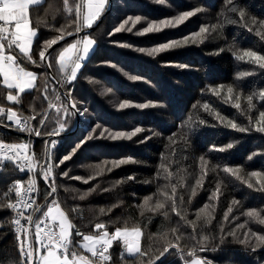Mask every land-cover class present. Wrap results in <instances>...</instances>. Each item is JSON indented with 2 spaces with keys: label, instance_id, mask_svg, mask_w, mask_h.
<instances>
[{
  "label": "trees",
  "instance_id": "obj_1",
  "mask_svg": "<svg viewBox=\"0 0 264 264\" xmlns=\"http://www.w3.org/2000/svg\"><path fill=\"white\" fill-rule=\"evenodd\" d=\"M235 2H238L245 12L244 21H240L238 13L232 14L226 10L225 0H163V2L113 0L109 12L89 33L97 44L83 67L74 90L79 106L87 107L88 112L83 117L80 116V125L76 130H74L76 117L72 119L70 127L71 131H74L71 134H68L70 131H66L62 133L65 134L64 136L55 138L58 144L53 150L52 157V162L58 164L75 143L96 125H100V128L94 135L98 136L99 131H105V138L87 141L86 146H82L71 159L60 164L55 170L61 207L69 212L70 219L84 234H90L96 222H104L110 232L116 227L140 226L144 233L141 240L142 248L147 250L151 247L155 252L161 246L158 239L161 234L166 233L168 240L177 242L171 228L178 227L179 231L184 233L179 244L187 253L195 242L190 239L192 228L184 220L171 211L169 218L146 211L141 216L139 205L144 197L157 193L158 189H162L168 183L163 179L164 170L160 168L163 163L171 168L173 173L171 183L177 186V196L184 197V204L180 205L179 199L177 203L181 214L187 220H195L197 210L202 208L204 203L216 205L214 212L216 219L213 225H202V221H197L198 239L201 235H212L218 241L220 223H224L226 231L234 229L237 223L245 225L244 228H235V237L228 236L227 239L231 242L223 246L222 250L212 251V245H209L208 250L198 252V255L212 260L213 264H264V248L252 252L250 248H245L244 245L236 242L244 238L243 234L248 229L264 234V224L242 215L250 208L264 210V190H261V184L257 183V177L248 175L253 171L264 175V134L257 133L254 127L259 112L264 111V101L258 96L259 91L264 90V69L249 62L247 58L243 61L236 59L237 54H242L246 50L264 55V40L255 34L259 24L251 23L252 17L257 21L264 20V0H235ZM69 3L74 4V0H69ZM198 7L203 10L176 27L141 34L142 29L153 20L173 18L183 11ZM66 15L63 11V0H44L43 7L33 13L34 19H42L48 25L47 28L43 26L41 28L46 35H55V28L66 23ZM137 15L141 16L138 23L133 26L129 22L125 26L131 27V32L121 31L108 35L128 16ZM229 20H236L237 23H228ZM244 23L253 27V31L248 32L243 26ZM214 24H220L222 27L213 30L211 26ZM201 26H207L209 29L203 34L202 43L201 37H196V43L170 49L155 56L136 51L140 47L151 48L173 39L190 36L191 33L198 32ZM220 49L224 50L220 51ZM113 64L115 67L112 66ZM180 65L189 67L181 68ZM24 66L28 70L44 71L30 64ZM53 74L58 78V73L53 72ZM134 76L139 79H131ZM37 83L40 92L21 94L24 115H30L31 108L39 112L41 108L47 106V101L43 99V79H38ZM51 85L54 83L50 79V88ZM219 85L225 86L221 97H216L208 91L209 88ZM229 85L234 89L233 100L226 103L224 97L227 95ZM2 87L0 85V88ZM254 93H256L253 98L254 107L249 111L247 96ZM49 95L51 96V91ZM236 95L240 96V110L233 107ZM125 100L133 104L153 103L154 106L144 110L135 106L120 109L119 104ZM198 101L201 105L205 102L209 103L213 114L210 115L199 106L197 109H192V104ZM9 103L0 98V104L3 106L7 107ZM216 112L225 119H234L238 124L251 128V131L241 133L226 127L215 118ZM197 114L207 123L190 136L187 144L178 139L176 155L172 156L170 149L166 148L170 143L168 137L172 132L180 135L181 122L190 115L195 118ZM249 116L252 117L251 124H249ZM5 123L10 122L5 120ZM32 123L36 124V121ZM53 126L49 125L48 130ZM3 127V124H0L1 139L11 143L31 140L35 159L44 162L46 136L36 137L32 134L28 138L14 128ZM136 127H141L142 131L130 140L113 141L107 138L109 132L130 133ZM41 131L43 132L44 129L42 128ZM145 137L149 139L144 140ZM141 140L144 142L140 143ZM229 143L233 145L231 149L227 148ZM221 148L223 151L219 150ZM201 156L209 160L208 175L204 179L203 189H198L197 196L188 203L191 188L200 175ZM129 157L137 162L121 165L110 173L105 171L103 175L95 177L87 184L83 182V179L94 176L97 164H102L105 160ZM110 166V164L104 165L105 168ZM214 166L217 168L216 172L211 170ZM224 166L238 168L242 179L237 180L224 173L222 171ZM61 170L69 171L70 176H80L82 179L74 180L59 176ZM158 170L161 172L160 178L156 175ZM129 175H134L136 179L122 182L111 192H102L98 189L84 200L79 199V194L93 186L111 187L116 180H123ZM13 177L27 181L26 174L18 170L13 172L9 168L0 172V202H3V192L10 178ZM36 179L38 189L36 203L44 205L43 193L46 191V186L38 169ZM144 181L150 182L144 183ZM244 181L250 182L253 187L249 188ZM217 183L221 186L220 198L218 201H209L208 196ZM65 187L76 188L79 192H65ZM168 191L170 193V186ZM157 198L160 197L154 196V200ZM233 201L239 203L233 204ZM113 203L118 206L111 213L106 216L99 215V208L110 207ZM229 205H232L233 212L229 214V221H223V214ZM45 208L46 206L44 210ZM72 208H77V212H71ZM211 210L210 207L206 211ZM232 216L237 219L233 220ZM261 216L264 217V211H261ZM13 218L14 214H9L6 210L0 211V264H19L15 233L11 223ZM81 239L82 237H74V245ZM249 239L251 243L256 242L251 233ZM74 250L78 251V247L76 246ZM110 251L112 259L109 264H124L125 260L131 259L123 252L119 242H114ZM167 264H182V261L178 256L172 255L168 257Z\"/></svg>",
  "mask_w": 264,
  "mask_h": 264
},
{
  "label": "snow or ice",
  "instance_id": "obj_2",
  "mask_svg": "<svg viewBox=\"0 0 264 264\" xmlns=\"http://www.w3.org/2000/svg\"><path fill=\"white\" fill-rule=\"evenodd\" d=\"M163 2V0H161ZM44 0H0V98L10 102L7 107L0 104V124L5 128H14L19 133L34 134L36 137L46 136L50 139L44 140V155L48 157L43 163L35 159V153L32 151V141L11 143L0 139V172L7 171L9 168L13 172L31 173L27 181L22 178H10V182L3 192V202H0V211H7L9 214H14V219L11 223L15 225V246L18 252L19 264H109L112 257L109 254L110 249L113 248L114 242H119L122 245L123 252L127 257L131 258L124 261V264H167L169 256L176 255L182 261V264H213V261L206 257L198 255V252L208 250L209 245H212V251L222 250L223 246L231 241L227 237H235V228H244V224L237 223L235 228L231 231H226L224 223L219 225V239L217 241L215 236L201 235L197 238V221H202V225H213L216 219L214 212L215 204L204 203L203 207L196 212L195 220H187L179 210L177 200L180 205L184 204L183 195L177 196V186L171 183L172 171L169 165L161 164L160 168L164 170L163 179L168 183L162 189L153 195L145 196L143 202L139 205L141 208V216L144 212L163 215L169 218V211L184 220L186 224L191 226L192 233L190 239L195 243L191 249L185 253L181 248L179 241L184 234L179 231L178 227L171 228L176 243L168 240L167 234H161L159 240L161 246L155 252L149 247L147 250L142 248L141 240L144 233L140 226L135 227H116L114 231L110 232L104 222H96L92 226L90 234H84L79 230L77 225L70 219L69 212L65 211L58 200V188L56 186L57 173L56 169L60 164L71 159L82 146H86L87 141L105 138V131H99L98 136L94 135L100 125L91 128L87 135L79 139L75 143L71 151L64 155L58 164L52 162L53 150L56 149L58 140L52 137H60L62 133L71 131L72 119L76 116L83 117L88 112L87 107L79 106V102L74 96L76 82L78 81L83 67L85 66L90 54L94 52L97 41L91 38L85 30H91L95 22L105 12L106 7L110 6V0H79L74 4H70L69 0H63V11L67 14L66 23L61 24L55 28V35H46L41 30L42 26L47 28L48 25L42 19H34L33 13L39 8L43 7ZM226 10L229 13L239 15L240 21H244L245 12L235 0H225ZM203 9L195 8L189 11H183L178 16L159 21L153 20L142 29L141 34H148L153 32H160L164 28L176 27L186 21L188 18L201 12ZM47 15V10L45 11ZM141 20V16H128L113 32L108 33L111 36L113 33L121 31L131 32L132 28L125 26L131 22L134 26ZM228 23L235 24L236 20H229ZM251 23L253 25L259 24L256 30V35L264 40V20L257 21L252 17ZM248 32L253 31V27L247 23L243 24ZM213 30L222 27L220 24L211 26ZM71 29V30H70ZM207 26H201L198 32L191 33L190 36H184L180 39H173L165 43H161L151 48L140 47L136 51L140 53H147L149 56H155L159 53L170 49H177L189 43H196V37H201L200 42H203V34L208 32ZM76 34V35H74ZM78 36V38H77ZM66 37H73L71 43L66 42L63 47L54 48L60 41H66ZM113 43H117L113 41ZM129 47V45H124ZM231 47V46H230ZM224 49H220L223 51ZM245 58L253 64L259 65L264 69V55L251 50H246L242 54H237L236 59L243 61ZM30 64L36 69H43L44 71L28 70L24 65ZM115 67V65H112ZM181 68L189 67L187 65H180ZM58 73V78L52 73ZM43 79V99L47 101V108H41L39 112L35 108H31L30 115H24L23 112V93H31L33 91L40 92L41 89L37 83L38 79ZM50 79L55 81L50 88ZM136 80L139 77H131ZM91 82V81H90ZM224 85L209 88L208 91L216 97H221ZM51 91V96L49 95ZM233 87L227 86V95L224 97L225 102L233 100ZM253 95L247 96L249 111L254 107ZM258 96L260 100L264 101V90L259 91ZM233 107L237 110L241 109L240 96L236 95ZM19 106V107H17ZM135 106L138 109L144 110L154 106L153 103H131L127 100L119 104L120 109H127ZM201 107L210 115L213 114L209 103L205 102L202 105L198 101L192 104V109ZM31 107V106H29ZM215 118L233 130L241 133L251 131V128L242 124H238L234 119H225L219 112L214 113ZM249 124L252 123V117L249 116ZM5 120L10 123H5ZM32 121H36L33 124ZM207 121L201 118L198 114L195 118L189 116L186 120L181 122V134L172 132L168 137L169 145L166 148L170 149L172 156L177 152V140H183L185 144L188 143L191 135L203 126ZM49 125H54L51 130H48ZM255 131L264 134V111L259 112V117L255 121ZM44 129L42 132L41 129ZM142 131L141 127H136L134 131L127 133L124 131L109 132L107 138L113 141L121 139H131L137 133ZM159 135V133H153ZM149 139L145 137L144 140ZM144 140L139 141L143 143ZM233 145L229 143L228 149ZM223 151V148L219 149ZM200 175L196 179L195 185L191 188V194L188 198V203H191L192 198L198 194V189H203L204 179L208 175L209 160L204 156L200 158ZM133 158H121L118 160H105L102 164H97L94 170V176H89L83 179L84 183H89L90 180L97 176H101L105 171L112 172L113 169L135 163ZM110 164V167L105 168L104 165ZM37 169L41 176L46 191L43 193L44 205L36 203V198L33 193L38 192L37 189ZM213 172L217 171L214 166L211 169ZM222 171L237 180H241L239 169H234L230 166H224ZM157 178H160L161 172L157 171ZM250 177H257V183L261 184V190H264V175L262 173L253 171L248 174ZM59 176L67 177L68 179L81 180L80 176H70L69 171L61 170ZM136 177L129 175L123 180H116L111 187L100 188L99 185L89 188L87 191L79 194V199L84 200L87 196L96 192L98 189L102 192H111L121 185L122 182L134 181ZM150 181H144L149 183ZM249 188L253 185L248 182ZM171 188L169 193L168 188ZM65 192L78 193L76 188H64ZM221 195L220 183L216 184L214 190L208 196L209 201H218ZM154 196H158L154 200ZM51 198V199H50ZM74 199L76 197H73ZM154 201V203H153ZM233 204L239 201H233ZM46 206V210L44 207ZM118 205L113 203L110 207L99 208V215L106 216L111 213ZM211 207V211H206ZM30 210V211H29ZM71 212H77V208H72ZM264 211V210H261ZM261 211L255 208H250L242 215H246L249 219L257 220L260 224H264V217L261 216ZM233 212L232 205H229L227 211L223 214V221H229V214ZM36 213H42L41 216L36 217ZM82 218V216H81ZM26 221L22 224L21 220ZM233 220L237 217L232 216ZM111 223H116L111 221ZM247 223V221H245ZM249 233L255 237V243H251ZM244 238L238 242L244 245L245 248H250L252 252L257 249L264 248V234L254 232L248 229L244 234ZM74 237H82L81 240L76 241L74 245ZM82 249V252L73 250L76 246ZM198 246V247H197ZM84 253H87L84 254ZM163 258V259H162Z\"/></svg>",
  "mask_w": 264,
  "mask_h": 264
},
{
  "label": "water",
  "instance_id": "obj_3",
  "mask_svg": "<svg viewBox=\"0 0 264 264\" xmlns=\"http://www.w3.org/2000/svg\"><path fill=\"white\" fill-rule=\"evenodd\" d=\"M112 1L113 0H110V6H108V7H106V9H105V12L101 15V17L95 22V24H94V27H93V29H91V30H85V32L87 33V34H89L92 30H94L97 26H98V24L102 21V19L104 18V16H105V14L107 13V12H109V10L111 9V6H112ZM74 35H76V34H74ZM77 38H78V36H77ZM73 39V37H66V41H68V40H72ZM66 41H60L57 45H54L53 47L54 48H58V47H60L61 45H63L64 44V42H66ZM53 74V73H52ZM54 75V74H53ZM54 84H55V81L54 80H51ZM79 125H80V116H76V121H75V128H74V130H76L78 127H79ZM3 128H5V127H3ZM8 129V128H7ZM73 130V131H74ZM73 131H70V133H68V134H71ZM65 134H61V136L60 137H62V136H64ZM47 139H50V138H48V137H46ZM52 138H58V137H52ZM47 159V157L45 156V160ZM44 160V161H45ZM51 199V198H50Z\"/></svg>",
  "mask_w": 264,
  "mask_h": 264
},
{
  "label": "built area",
  "instance_id": "obj_4",
  "mask_svg": "<svg viewBox=\"0 0 264 264\" xmlns=\"http://www.w3.org/2000/svg\"><path fill=\"white\" fill-rule=\"evenodd\" d=\"M5 142H7V141H5ZM26 174V176H27V179H28V177H29V175H32L31 173H25ZM37 193V192H36ZM36 193H33V196L36 198ZM30 211V210H29ZM35 216L37 217V213L35 214ZM39 217V216H38ZM15 218V217H14ZM13 218V219H14ZM21 223L22 224H24V223H26V221H24L23 219L21 220ZM12 228H13V231H14V233H15V231H16V229H15V225L14 224H12ZM74 250V249H73ZM109 254H110V252H109ZM111 255V254H110Z\"/></svg>",
  "mask_w": 264,
  "mask_h": 264
},
{
  "label": "crops",
  "instance_id": "obj_5",
  "mask_svg": "<svg viewBox=\"0 0 264 264\" xmlns=\"http://www.w3.org/2000/svg\"><path fill=\"white\" fill-rule=\"evenodd\" d=\"M71 42H72V41H70L69 43H71ZM91 54H92V53H91ZM91 54H90V55H91ZM45 210H46V208H45ZM77 247H78V245H77ZM78 251H79V252H82L83 250H82V249H80V248L78 247ZM84 254H86V255H87V253H84ZM125 254H126V253H125ZM126 255H127V254H126Z\"/></svg>",
  "mask_w": 264,
  "mask_h": 264
},
{
  "label": "clouds",
  "instance_id": "obj_6",
  "mask_svg": "<svg viewBox=\"0 0 264 264\" xmlns=\"http://www.w3.org/2000/svg\"><path fill=\"white\" fill-rule=\"evenodd\" d=\"M110 254H111V251H110Z\"/></svg>",
  "mask_w": 264,
  "mask_h": 264
},
{
  "label": "rangeland",
  "instance_id": "obj_7",
  "mask_svg": "<svg viewBox=\"0 0 264 264\" xmlns=\"http://www.w3.org/2000/svg\"><path fill=\"white\" fill-rule=\"evenodd\" d=\"M40 215H41V214H40ZM40 215H39V216H40Z\"/></svg>",
  "mask_w": 264,
  "mask_h": 264
}]
</instances>
